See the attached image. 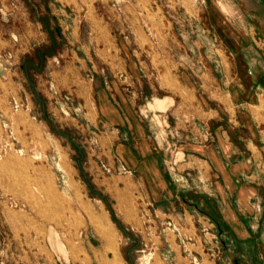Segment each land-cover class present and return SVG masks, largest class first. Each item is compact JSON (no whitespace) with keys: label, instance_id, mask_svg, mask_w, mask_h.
I'll use <instances>...</instances> for the list:
<instances>
[{"label":"rangeland","instance_id":"374dc122","mask_svg":"<svg viewBox=\"0 0 264 264\" xmlns=\"http://www.w3.org/2000/svg\"><path fill=\"white\" fill-rule=\"evenodd\" d=\"M222 2H195L213 6V37L201 22L207 11H185L191 2L0 0V264H104L100 257L114 253L120 264H170L172 249L181 264H264V159H247L264 144V128L241 125L264 119L261 109L247 114L255 97H215L213 143L221 151L224 120L233 125L231 156L217 167L232 170V213L245 225V239L221 222L216 167L203 150L185 145L178 161L183 180L153 200L139 158L118 160L112 144V133H119L134 148L135 127L146 133L159 127L148 104L151 75L210 68L221 81L225 40L236 44L218 10ZM233 2V11L247 5L264 11V0ZM101 83L109 90L100 96ZM194 85L207 102L201 78ZM100 97L115 109L102 110ZM254 132L263 143L248 148ZM246 184L254 189L243 208L235 189ZM93 220L113 233L111 248H104Z\"/></svg>","mask_w":264,"mask_h":264},{"label":"crops","instance_id":"0c3cea01","mask_svg":"<svg viewBox=\"0 0 264 264\" xmlns=\"http://www.w3.org/2000/svg\"><path fill=\"white\" fill-rule=\"evenodd\" d=\"M177 1L183 5H190L191 2L192 8H186L185 11H207V19L204 20L203 18L201 22L206 27L207 32H211L213 37L215 36L216 28L212 18L215 11H213L212 5L209 8H201L198 3H195L197 0ZM223 1L222 5H218V10L223 16L224 22L230 25L236 44L234 46L225 40L226 46L230 49L228 48L229 52L225 55L224 62L222 61L223 66L224 64L227 66L223 68L221 83L218 82L217 84L214 69L210 68L199 74L192 69L191 72L162 71L157 73L159 77L151 75L150 92L152 96L148 104L153 105L150 110L151 120L159 117L156 119L159 127L154 125L150 133H146L141 127H135L134 148L131 144L121 141L119 133H112V144L116 147L118 160H131L133 155L139 158L138 169L153 200H161L164 198V193H172L177 189L179 180H183L184 167L183 164L179 165L178 161L184 159L185 145L186 148L190 146L191 151L197 154L203 150L206 153L205 159L210 161L211 166L216 167V171L213 173V186L221 195L220 199L223 205L221 222L237 239H245L249 236L247 229L243 223L238 220L234 221L232 213V170L226 169V164L221 168L217 167L220 160H228V157L231 156V129L233 125L231 119L224 120V130L220 132V138L217 140V142L219 141L218 144H222L223 151H221L220 147H216V143H213L217 138L215 130L217 101L215 97L226 95L253 96L255 97L253 104H256V108H251L250 113L247 111L248 116L251 117L252 113L260 114L257 109H261L262 113L264 112V104L261 106V102L264 103V11H259L248 5L239 11H233L234 0ZM210 15L211 20L208 18ZM178 45L183 46L182 44ZM232 63L239 67L238 71L231 68ZM228 64H230V69ZM106 74L110 77L115 76L114 74ZM131 76L134 78L135 73L131 72ZM197 77L201 78L203 92L208 97L207 102H202L198 96L194 85ZM95 87L100 96L109 90V87L102 83L96 84ZM159 91L161 93L157 96ZM99 105L102 110L115 109L114 106H110L109 101L102 97H100ZM254 121L248 120L241 125L248 123L249 128H264L263 117L257 121L254 119ZM201 126L206 129L204 132H201ZM210 129H213V138L210 135ZM203 138H207V141H204ZM261 142L263 143L262 140H258L255 132L252 134V139L245 140L248 148L250 145ZM195 157L198 158L199 156ZM247 159H264V144L259 145L257 152L250 151L247 153ZM249 176L252 177L253 175L249 174ZM253 189L251 185L247 184L239 190L238 187L235 189V191L240 192L237 200L240 203L239 206L243 208L249 206ZM236 223L242 226V231L236 227ZM208 226L210 224L207 223ZM211 237L214 235L212 234ZM172 250H169L172 263L181 264L178 251L173 250L172 252Z\"/></svg>","mask_w":264,"mask_h":264},{"label":"bare ground","instance_id":"6f19581e","mask_svg":"<svg viewBox=\"0 0 264 264\" xmlns=\"http://www.w3.org/2000/svg\"><path fill=\"white\" fill-rule=\"evenodd\" d=\"M86 4V2H85ZM71 9V8H70ZM74 21V20H73ZM34 157V156H33ZM27 159V158H26ZM30 159V158H29ZM30 161V160H29ZM9 167V166H8ZM29 178V177H28ZM26 186V185H25ZM46 203V202H45ZM90 224V223H89ZM93 228L100 234V237L102 238L103 246L105 249L111 248L114 243V237L111 230L103 225H101L97 220H93L92 224ZM100 238V239H101ZM101 244V243H100ZM102 250V249H101ZM104 256H101V260L104 262V264H120L117 260V256L115 253L113 254V257L109 260L105 259L103 260ZM97 261V260H96Z\"/></svg>","mask_w":264,"mask_h":264}]
</instances>
